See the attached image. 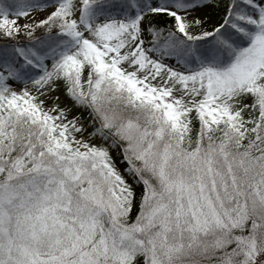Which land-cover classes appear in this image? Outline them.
Returning a JSON list of instances; mask_svg holds the SVG:
<instances>
[{
    "label": "snow or ice",
    "instance_id": "obj_1",
    "mask_svg": "<svg viewBox=\"0 0 264 264\" xmlns=\"http://www.w3.org/2000/svg\"><path fill=\"white\" fill-rule=\"evenodd\" d=\"M0 264H264V0H0Z\"/></svg>",
    "mask_w": 264,
    "mask_h": 264
}]
</instances>
